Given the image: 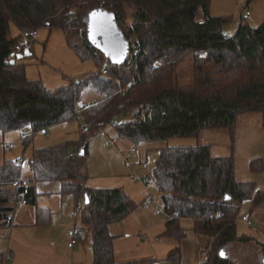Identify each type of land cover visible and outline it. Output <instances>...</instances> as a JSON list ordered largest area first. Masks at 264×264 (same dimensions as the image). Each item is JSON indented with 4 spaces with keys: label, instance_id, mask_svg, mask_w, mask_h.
I'll list each match as a JSON object with an SVG mask.
<instances>
[{
    "label": "trees",
    "instance_id": "obj_1",
    "mask_svg": "<svg viewBox=\"0 0 264 264\" xmlns=\"http://www.w3.org/2000/svg\"><path fill=\"white\" fill-rule=\"evenodd\" d=\"M126 4L134 9L131 25L126 24ZM210 4L211 0H0V132L29 127L36 133L79 121L86 132L111 124L120 138L137 144L163 143L197 138L208 130L233 131L240 116L254 113L262 115L264 128V23L256 28L241 24L228 37L223 26L229 18L212 17ZM97 9L114 15L134 52L131 60L104 65L107 58L89 38L90 14ZM13 27L22 34L66 31L79 57L96 66L103 63L107 73H92L79 84L50 91L41 81L27 79L28 64L10 62L13 54L24 52L22 35L11 36ZM188 55L193 57V83L184 86L175 66ZM207 65L217 69L208 70ZM87 88H96L102 99L80 109L81 92ZM81 150L84 156H79ZM157 152L152 176L171 217L164 237L182 241L186 237L182 220L191 219L194 231L207 237L201 264H234L220 252L233 242L248 240L238 235L241 205L246 201L259 205L264 190L254 182L237 181L234 158L214 157L210 146H167ZM86 155V139L78 154L71 155L63 146L37 150L30 161V183L61 182V194L83 202L76 209L82 225L93 234V264H120L109 226L129 216L136 205L122 190L85 186ZM259 162V167L252 165L253 171H264ZM18 180L20 166L5 160L0 166V230L11 224L7 219L13 216L18 195L12 184ZM21 191L26 202H35L33 186ZM226 195L232 200L225 202ZM49 213L38 209V220ZM181 257L177 248L168 260L181 264Z\"/></svg>",
    "mask_w": 264,
    "mask_h": 264
},
{
    "label": "rangeland",
    "instance_id": "obj_2",
    "mask_svg": "<svg viewBox=\"0 0 264 264\" xmlns=\"http://www.w3.org/2000/svg\"><path fill=\"white\" fill-rule=\"evenodd\" d=\"M125 11L127 14L126 24L131 25L133 23L134 9L130 4H126ZM246 11H250V15L247 16ZM210 14L215 18H229L230 21L223 26V32L226 36L233 37L241 24L256 28L264 23V0H252L251 2L249 0H211ZM27 33L22 34L13 27L11 36L16 38L22 35L21 44L24 45L23 36ZM38 34L34 49L31 52L24 49L23 53L18 51L10 58L11 63L25 62L28 64L26 68L28 80L41 81L48 90L55 91L71 82L79 84L92 73L101 72L103 63L101 66H96L92 60H82L70 47L68 32L57 30L50 33L47 29H40ZM205 68L211 71L217 69L216 66L212 65H207ZM175 72L181 85H192L193 57L190 55L181 57L175 66ZM101 99L102 96L96 88H87L81 92L78 108L81 109L90 102H99ZM130 117L131 115H128L125 119H130ZM250 118L252 122H255V120L261 119L262 115L254 113ZM119 121H124V118L119 119ZM98 127H91L86 132L81 122L73 121L58 124L51 129H47L46 133L41 131V133L36 135L29 127L21 131L0 132V166L5 160L15 162L18 159L22 161L20 180L26 181L27 185H29L31 183H28V181L30 182L33 178L30 161L34 151L63 146L68 148L69 153L75 152V154H78L86 139L87 155L85 156L86 171H84V174L89 177L87 185L98 184L103 187H111L107 189L122 191L124 190L123 187H126L129 189L127 193L136 195L133 203L147 202L152 204L154 208L158 206L156 207V204L151 201L150 193L157 204L161 207L163 206L161 194L155 185H149L146 190L143 185L132 182V176L134 172L139 175L149 174L152 176L158 159L157 150L160 148L167 146H210L214 157L234 158L237 181L259 184L264 175V171L257 172L251 169L252 165L260 166L259 160L263 161L264 167V131H259L258 128L249 131L238 130L237 128H234L233 131L208 130L202 132L197 138H178L163 143L137 144L128 139L120 138L111 124L105 126L107 136L100 134ZM23 135L29 137V141L26 144L31 143L29 147L26 145L27 149L21 144L24 142ZM3 136L5 140H3ZM111 140L115 142V145L109 147L108 144H110ZM127 149L131 150L128 151ZM33 186L37 189L38 205L50 206L54 210L55 215L61 213L64 221L76 210L73 199L67 194L64 197L60 196L58 190H56L60 189L58 182L36 183ZM124 191L126 192V190ZM70 202L72 203L71 205ZM58 215L60 216V214ZM163 224L164 222H161V227L164 226ZM186 225L188 224L186 223ZM238 226L241 229H246L243 224L239 223ZM9 232L8 228L0 230V251L2 252L8 249L7 246L11 241L12 236H10ZM89 235H92L91 231ZM36 236L33 232L26 236L25 240L26 243H29L28 246L30 248L19 252L17 264H36L35 262H38L41 258H45L42 260L47 261L49 264H53V261H58L59 259L63 261V264H70L67 247L68 238L63 240V237H60V239L56 240L57 246H55V250L49 249L48 252L45 250V254L40 255L35 249V244L38 242V240L36 241ZM14 240L15 237L12 238V244H15ZM170 242L172 245L180 247L178 242ZM3 258L5 262L9 258L13 259V255L10 254V257H8V254L7 256L3 255Z\"/></svg>",
    "mask_w": 264,
    "mask_h": 264
},
{
    "label": "crops",
    "instance_id": "obj_3",
    "mask_svg": "<svg viewBox=\"0 0 264 264\" xmlns=\"http://www.w3.org/2000/svg\"><path fill=\"white\" fill-rule=\"evenodd\" d=\"M97 103L98 102H90L85 106ZM250 116H252V114L240 116L238 118L235 129L237 128L238 130L249 131L258 128L259 131H264V128L262 127V118H259V120H255V122H252V120H250ZM46 131L47 129L43 130L44 133H46ZM39 133H41V131L36 132L34 135ZM23 138L24 142H22L21 140V144L26 147V143L29 141V137L27 135H23ZM3 140H5L4 136ZM111 141L115 145V142L113 140ZM29 145H31V143H29L27 147H29ZM127 150L130 151L131 149ZM36 151L33 152V155ZM17 161L19 160H15V162ZM134 174L138 173L134 172ZM87 181L85 183V186H87L88 188L116 190L107 189L111 187H103L102 185L98 184L89 186L87 185ZM56 182L60 184V189L56 190H58L60 196L64 197V195L61 194V182ZM132 182L143 185L146 190L148 188L142 182H137L134 180H132ZM28 183L30 182L28 181ZM28 186H33V184H29ZM257 186L259 189L264 190V175L262 176L261 182L257 184ZM123 188L124 190H126V192L123 190L125 194L129 197L130 200L132 199V202H134L133 199L136 195L133 193H127V190L129 189L126 187ZM35 190V202H26L25 204L16 207L13 212V222L11 224H7L6 227H4L8 228V230L10 231V236H12V238L15 237V244H12L11 238L9 245L7 246L8 249L4 252L0 251V255L2 257L3 255L7 256V254L8 257H10V254L13 255V259L9 258V260L5 262V259L3 258V264H17L19 252L21 250H26L30 248V246H28L29 243H26L25 240L26 236L29 235V233L33 232L35 233V235H37L36 241L38 240V242L35 244V249L40 255L45 254V250L47 252L49 249L55 250V246H57L56 240L60 239V237H63V240H67V231L68 229H70L71 224L73 225V222H71L69 218H67L68 222L67 220L64 221L61 213H58L60 214V216L58 214L55 215L54 210L50 206H39L37 198V189L35 188ZM149 196H151V199L153 198L151 193L149 194ZM69 197L73 199L74 208H77L78 204L81 203L80 200L76 199V197L73 195H69ZM146 203L147 202H140L138 204H135L136 209L129 216L119 222L112 223L109 226V234L115 238L114 256L116 262L120 264H126L128 262L133 261H147L148 264H173L171 261L168 260V256L173 250L181 247V264H201L205 259L204 249L207 245V237L194 231L193 220H182V225L186 230V237L182 241L164 237V233L166 232L167 221L164 220L163 217L160 215L159 205L156 204V207H158L154 208L152 204ZM71 204L72 203L70 202V205ZM38 209L48 210V212L50 213L45 214L41 218V220H38ZM244 215H248L250 217L254 226L250 227L245 222H242L240 220V217ZM240 217L238 224H243L247 230L241 229L239 226H237L238 235L244 236L248 240L245 242L236 241L226 246L224 250L227 255V259L231 260L234 264H264V201L255 207L252 206V201L244 202L241 205ZM161 222H164L163 227H161L160 225ZM186 223L188 225L185 226ZM90 231V228L84 227L82 225V233L79 242L73 248H69L67 246L69 252L68 259L70 264H93V234L89 235ZM170 241L178 242V246L180 247H177V245H172ZM42 259L45 258H41L38 262L35 263L49 264L47 261H44ZM53 264H63V261H60V259L58 261L55 260L53 261Z\"/></svg>",
    "mask_w": 264,
    "mask_h": 264
},
{
    "label": "water",
    "instance_id": "obj_4",
    "mask_svg": "<svg viewBox=\"0 0 264 264\" xmlns=\"http://www.w3.org/2000/svg\"><path fill=\"white\" fill-rule=\"evenodd\" d=\"M95 14V15H93ZM89 38L92 44L100 49L109 62H125L128 58L131 45L119 27L114 15L103 9H97L90 14ZM79 156H84L81 150ZM86 204L89 203V196H84ZM232 199L226 195L225 202ZM220 256L227 259L225 250L220 252Z\"/></svg>",
    "mask_w": 264,
    "mask_h": 264
},
{
    "label": "built area",
    "instance_id": "obj_5",
    "mask_svg": "<svg viewBox=\"0 0 264 264\" xmlns=\"http://www.w3.org/2000/svg\"><path fill=\"white\" fill-rule=\"evenodd\" d=\"M246 15L247 16L250 15V11H246ZM38 35L39 34H38L37 30L28 31V33L25 36H23L24 37V49L29 50L31 52L34 49V45H35V42H36V39H37ZM133 56H134V52L131 51V49H130V52H129V55H128L127 59L131 60L133 58ZM108 63H109V61L107 60L104 65H107ZM104 65H103V68H102L101 71L105 75L107 72L104 69ZM105 126L106 125H104V124H100L98 128H99L100 134H103V135L106 136ZM112 145H114V143L111 141L109 146H112ZM71 155H73V153H71ZM17 164L19 166H21L22 165V161H20V160L17 161ZM133 180H135L137 182H142L147 187L149 185H154L153 176H151L149 174L148 175L134 174ZM12 187L14 189L18 190V195H17V198L14 201V206L18 207V206H21V205L25 204L26 203V199H27V195H26L25 192L21 191V189L28 187L27 183L23 182L21 180H18V181L14 182L12 184ZM151 200H152V202L157 204L156 201L154 200V198H152ZM159 213L163 217L164 220L168 221V220L171 219L169 214L161 206H159ZM69 219L71 221H73V225L67 232V238H68L67 246L69 248H73L79 242V240L81 238V233H82V223L80 221V211L78 209H76L69 216ZM7 220H8V222L12 223L13 222V216L12 215L8 216ZM240 220L242 222H245L250 227L254 226L252 220L250 219V217L248 215L241 216Z\"/></svg>",
    "mask_w": 264,
    "mask_h": 264
},
{
    "label": "snow or ice",
    "instance_id": "obj_6",
    "mask_svg": "<svg viewBox=\"0 0 264 264\" xmlns=\"http://www.w3.org/2000/svg\"><path fill=\"white\" fill-rule=\"evenodd\" d=\"M93 15H95V14H93Z\"/></svg>",
    "mask_w": 264,
    "mask_h": 264
}]
</instances>
